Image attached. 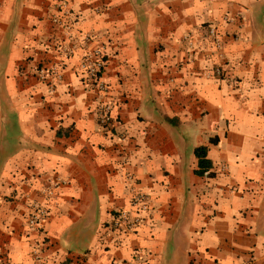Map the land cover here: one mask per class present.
I'll return each mask as SVG.
<instances>
[{
	"label": "crops",
	"instance_id": "crops-1",
	"mask_svg": "<svg viewBox=\"0 0 264 264\" xmlns=\"http://www.w3.org/2000/svg\"><path fill=\"white\" fill-rule=\"evenodd\" d=\"M94 48L105 93L80 66ZM134 191L142 222L111 229ZM0 260L264 264V0H0Z\"/></svg>",
	"mask_w": 264,
	"mask_h": 264
},
{
	"label": "built area",
	"instance_id": "built-area-1",
	"mask_svg": "<svg viewBox=\"0 0 264 264\" xmlns=\"http://www.w3.org/2000/svg\"><path fill=\"white\" fill-rule=\"evenodd\" d=\"M65 13L68 16L70 14L69 11H66ZM66 26L67 28L70 27L69 25ZM207 36L217 47L221 46V39L215 27H208ZM81 40L83 42H89L90 35L83 34ZM61 51L63 52V56H68L72 53L73 47H62ZM104 65L105 55L101 48L86 50L82 63L80 65L81 68L84 70L85 79L89 82H94L97 89L103 93L107 91L106 84L101 81L100 78V74L103 70ZM222 72L223 69L221 67H217L215 69V73L218 75L222 74ZM37 77L42 81H48V86L53 87L55 82L53 83L52 79H54L55 81H59L61 79V71L59 70V66L53 63L51 66L41 68L38 72ZM98 118L99 123L101 125H106L110 122V106L108 103H103L99 105ZM51 191V189H48L46 191L47 195H50ZM131 204L137 208L136 214L130 217L128 212L126 211L117 212L114 216H112L111 222L109 224V227H111V229L120 231H131L134 230L142 222L141 212H145L149 209V200L147 194L141 191H134ZM46 216L47 209L36 203H33L31 206V211L27 218V224L30 227L37 226L45 220ZM34 254L35 256L37 255L36 253ZM0 264L4 263L0 260Z\"/></svg>",
	"mask_w": 264,
	"mask_h": 264
},
{
	"label": "trees",
	"instance_id": "trees-1",
	"mask_svg": "<svg viewBox=\"0 0 264 264\" xmlns=\"http://www.w3.org/2000/svg\"><path fill=\"white\" fill-rule=\"evenodd\" d=\"M194 154L197 157V169L195 174L199 176H211L213 173L210 171L211 162L207 159V146H199L194 149Z\"/></svg>",
	"mask_w": 264,
	"mask_h": 264
}]
</instances>
